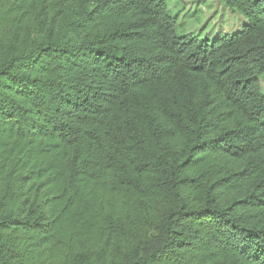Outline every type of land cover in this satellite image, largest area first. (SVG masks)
<instances>
[{
    "label": "trees",
    "instance_id": "trees-1",
    "mask_svg": "<svg viewBox=\"0 0 264 264\" xmlns=\"http://www.w3.org/2000/svg\"><path fill=\"white\" fill-rule=\"evenodd\" d=\"M218 1L0 0V264H264V0Z\"/></svg>",
    "mask_w": 264,
    "mask_h": 264
},
{
    "label": "rangeland",
    "instance_id": "rangeland-1",
    "mask_svg": "<svg viewBox=\"0 0 264 264\" xmlns=\"http://www.w3.org/2000/svg\"><path fill=\"white\" fill-rule=\"evenodd\" d=\"M177 21L180 36L237 29L240 15L218 0H165ZM264 86V81H263Z\"/></svg>",
    "mask_w": 264,
    "mask_h": 264
}]
</instances>
